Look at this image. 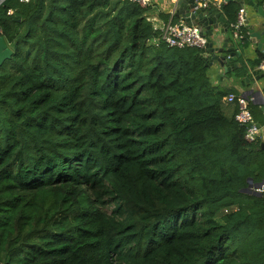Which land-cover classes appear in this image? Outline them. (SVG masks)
Masks as SVG:
<instances>
[{
    "label": "trees",
    "instance_id": "obj_1",
    "mask_svg": "<svg viewBox=\"0 0 264 264\" xmlns=\"http://www.w3.org/2000/svg\"><path fill=\"white\" fill-rule=\"evenodd\" d=\"M148 10L0 0V264H264L262 138Z\"/></svg>",
    "mask_w": 264,
    "mask_h": 264
},
{
    "label": "built area",
    "instance_id": "obj_2",
    "mask_svg": "<svg viewBox=\"0 0 264 264\" xmlns=\"http://www.w3.org/2000/svg\"><path fill=\"white\" fill-rule=\"evenodd\" d=\"M28 1V0H26ZM140 6L149 9L156 0H131ZM198 7L204 10H217L224 13V5L226 0H196ZM176 9L172 10L171 17L167 20L160 19L149 15L148 20L153 23L154 29L159 32L158 38L155 42H163L170 47L185 48V47H198L205 49L208 46L209 40L206 34L202 31L201 27L197 24H189L184 19L175 20ZM252 16L249 14V5H242L236 15V18L229 22L231 35L234 42L242 44V42L249 40V24ZM250 20V21H249ZM259 70L264 71V59L257 66ZM227 100L231 104L237 105L235 112V119L246 125V138L251 142H256L258 138H262L264 133L261 125H258L254 114L251 110V100L236 93H230ZM259 191H264V184L260 188H255Z\"/></svg>",
    "mask_w": 264,
    "mask_h": 264
},
{
    "label": "water",
    "instance_id": "obj_3",
    "mask_svg": "<svg viewBox=\"0 0 264 264\" xmlns=\"http://www.w3.org/2000/svg\"><path fill=\"white\" fill-rule=\"evenodd\" d=\"M227 2L237 1L250 5L257 12L256 17H251L249 24V32L251 36L252 44L264 54V0H226ZM172 4L176 8L175 15L184 19L189 24H197L201 27L202 31L206 34L209 43L207 46L208 50V65L221 64L226 68L232 66V61L236 53L241 54L240 51L236 50L235 46H229L232 37L225 38V41L220 44L218 39V28H225L221 31L228 33L229 23L224 22V16L220 12L214 10H204L198 7L196 0H171ZM234 40V39H233ZM12 56V50L7 46V43L3 36L0 35V66ZM257 80L264 77V71L256 70L253 72ZM249 81V79L247 78ZM253 93H260L259 90L251 88L246 91V96ZM264 104V102H260ZM262 149H264V140L261 142ZM249 185L246 187V191L253 192L256 194H262L255 188H260L264 184V180L258 183H254L253 179L250 178Z\"/></svg>",
    "mask_w": 264,
    "mask_h": 264
},
{
    "label": "crops",
    "instance_id": "obj_4",
    "mask_svg": "<svg viewBox=\"0 0 264 264\" xmlns=\"http://www.w3.org/2000/svg\"><path fill=\"white\" fill-rule=\"evenodd\" d=\"M230 3V2H228ZM233 5H246L244 3H239L237 1L231 2ZM176 9L172 4L171 0H156L155 3L149 8L148 14L154 17H158L163 20H167L171 17L172 10ZM214 11H217L216 9ZM218 12V11H217ZM224 16V22L229 23V17L225 13H221ZM249 14L252 17H256L257 12L254 8L249 6ZM175 20L182 19L180 17L175 16ZM225 30V28H218V39L220 40V44L225 41V38L232 37L231 29L229 28L228 33H223L221 31ZM229 46H235L236 50L240 51L241 54H235L232 66L225 67L221 64H213L209 66V76L212 82L215 85H219L223 88H234L237 91V94L245 95L246 91L254 88L255 90H259L260 93L249 94L247 97L251 100L252 110L256 111L257 118L254 115L258 125H261L264 131V124L260 122V118L264 115V104L260 102H264V77H261L260 80H257L254 75V71L258 70L257 66L252 68L250 66H245L242 61L245 60H254L259 57L261 53L257 48L252 44L251 37L249 44L241 49L240 44L234 42L233 39L230 40ZM243 58V60H242ZM249 79V81L247 80ZM245 81V82H244ZM246 96V95H245ZM234 105L231 103L225 104V109L228 115H231L234 110ZM264 139V133L262 135V140ZM261 140V141H262Z\"/></svg>",
    "mask_w": 264,
    "mask_h": 264
},
{
    "label": "rangeland",
    "instance_id": "obj_5",
    "mask_svg": "<svg viewBox=\"0 0 264 264\" xmlns=\"http://www.w3.org/2000/svg\"><path fill=\"white\" fill-rule=\"evenodd\" d=\"M157 44H159V42H156ZM235 207L234 206H231V207H228V208H225L223 210H221L218 214V216H222L224 213H227L229 211H232Z\"/></svg>",
    "mask_w": 264,
    "mask_h": 264
},
{
    "label": "clouds",
    "instance_id": "obj_6",
    "mask_svg": "<svg viewBox=\"0 0 264 264\" xmlns=\"http://www.w3.org/2000/svg\"><path fill=\"white\" fill-rule=\"evenodd\" d=\"M227 3H228V2H227ZM241 6H242V5H241ZM241 6H240V7H241ZM249 6H250V5H249ZM250 7H251V6H250ZM216 12H217V11H216ZM175 16H176V15H175ZM149 21H150V20H149ZM150 22H151V21H150ZM152 24H153V23H152ZM250 37H251V36H250ZM249 41H250V38H249ZM239 95H240V94H239ZM244 96H245V95H244ZM246 97H247V96H246ZM263 140H264V139H263ZM263 140H262V141H263ZM262 141H261V142H262ZM254 186H255V185H254ZM263 192H264V191H262V193H263Z\"/></svg>",
    "mask_w": 264,
    "mask_h": 264
}]
</instances>
